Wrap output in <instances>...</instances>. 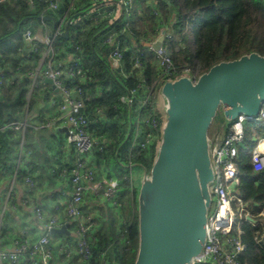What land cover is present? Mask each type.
Listing matches in <instances>:
<instances>
[{
    "label": "trees",
    "instance_id": "16d2710c",
    "mask_svg": "<svg viewBox=\"0 0 264 264\" xmlns=\"http://www.w3.org/2000/svg\"><path fill=\"white\" fill-rule=\"evenodd\" d=\"M50 1H0V69L4 73L0 84V179L12 174L20 146L21 152L30 151L25 150L29 125L20 144V135L8 124L29 117L36 90L29 72L33 64H37L45 45L32 41L35 49L31 48L23 32L28 28L33 34V25L50 23L43 21L42 15L57 17L65 13L68 20L84 10L87 15L80 23L75 21L67 25V38L54 36L52 60L59 68L77 62L75 74L72 77L63 74L61 78L68 87L79 84L83 100L81 113L88 117V130L92 137L105 144L101 150L96 145L92 154L97 163L94 179L103 177L99 176L103 170L109 175L106 167H111L118 187L113 199L105 198L108 210L103 217L106 218L99 221L93 216L87 220L92 224L84 239L91 255L85 258L79 253L78 235L73 231L76 227L70 224L74 236L69 228L64 232H48L53 255L50 264H57V258L60 261L62 257L65 260L59 264H100L102 260L106 264H132L138 240L133 175L138 165L150 169L160 139L163 120L156 109V93L167 79L181 75L197 77L218 61L252 51L264 54V0H129L127 5H122L119 17V12L113 15L117 0H61L56 9L49 7ZM24 18L27 20L23 21ZM162 28L170 34L161 43L172 62L170 71L159 66L154 50L145 45L156 39ZM109 34L113 40L106 43L104 40ZM116 44L121 52V66L113 68L109 55ZM64 53H74V59L63 65L56 64L55 57H63ZM136 60L141 62L140 67L135 66ZM148 90L147 105L139 107V100ZM127 94L132 100L131 132L121 145L130 125ZM137 116L141 120L138 126L134 121ZM151 119L156 122L157 129ZM214 119L221 124L222 113L216 114ZM261 137H264V130L257 124L246 127L237 158L239 183L235 192L253 216L264 206V168L254 170L250 160V151ZM73 162L53 172L69 180ZM120 162L137 166L125 168ZM19 172L14 173L15 177L21 174ZM28 175L32 177L27 172L24 178ZM31 191L27 190V194ZM85 198L86 194L83 201ZM82 213L84 217L89 216L83 208ZM255 219V225L245 218L239 220V238L244 245L238 255L239 264H264V237L258 239L264 232V219L257 216ZM3 222L2 216L0 237H10L11 242L22 241L21 235H12ZM28 236L32 242L29 230ZM29 256L28 248L22 250L18 262L3 264H31Z\"/></svg>",
    "mask_w": 264,
    "mask_h": 264
},
{
    "label": "water",
    "instance_id": "95a60500",
    "mask_svg": "<svg viewBox=\"0 0 264 264\" xmlns=\"http://www.w3.org/2000/svg\"><path fill=\"white\" fill-rule=\"evenodd\" d=\"M118 3L117 17L122 12ZM41 18L55 24L50 15ZM72 19L66 21L59 36L67 38V25ZM165 31L161 30L152 43L154 49L161 46ZM44 80L54 86L51 78ZM158 93L164 99L165 117L150 169L138 165V240L132 264H191L203 250L212 202L208 187L214 178L210 162L214 135L209 136L208 130L220 112L223 121L219 134L238 115L257 114L264 102V54L252 51L218 61L197 77L181 75L167 79ZM126 102L130 125L121 145L131 132L132 100L128 94ZM120 165L137 166L122 162ZM66 227H54L51 232H64Z\"/></svg>",
    "mask_w": 264,
    "mask_h": 264
},
{
    "label": "built area",
    "instance_id": "2783aa9c",
    "mask_svg": "<svg viewBox=\"0 0 264 264\" xmlns=\"http://www.w3.org/2000/svg\"><path fill=\"white\" fill-rule=\"evenodd\" d=\"M1 1V0H0ZM121 5H127L129 0H117ZM61 0H51L49 7L56 9ZM116 2L113 15H117L120 9L119 3ZM110 13V12H109ZM163 30V28L161 29ZM160 30V32H161ZM166 30V29H165ZM59 32V31H57ZM170 34L165 31L164 37ZM25 41L31 48L33 35L27 28L23 32ZM54 36H47L45 44L48 47L51 55H54V50L51 47ZM163 37V39H164ZM157 39V38H156ZM151 42H146L148 49L154 50L155 58L159 66L167 71L173 69L172 62L162 45L158 49H154ZM112 35L109 34L105 38L106 43H111ZM163 41V40H162ZM162 43V42H161ZM72 61L74 53H70ZM109 63L113 68L121 66V52L116 46L110 51ZM77 66L76 61L70 62L65 68H59L53 64V60L49 59L43 63L42 73L44 77L51 78L54 87H56L62 96V100L54 101L60 112L61 122H63L66 130V140L70 143L78 154V159L74 161L69 172V181L71 186V194L62 205L57 206V212L48 217L44 215L40 205L33 206L35 219L42 226V233L29 241L28 231L22 230L20 233L22 241L13 240L11 249L0 248V264L4 262L16 263L20 260L22 250L29 248V262L31 264H50L52 259V244L51 236L48 232L56 227L58 228V212L63 210L64 214L69 217V222L74 224L76 229L75 234L78 235V251L83 257L88 258L91 255L90 247L84 239L89 235L91 224L87 220L89 216L84 217L82 213V202L87 191L96 192L102 190L103 195L107 199H113L117 192L118 179L111 172L107 176L94 179V169L86 165L85 157L92 154L96 145L101 150L105 144L104 141L95 139L91 136L88 130V117L81 113L83 108L82 91L79 84L68 87L62 80L64 74L72 77L75 74ZM135 66L140 67L141 62L135 61ZM4 77L3 70L0 69V84ZM194 77V76H190ZM150 95L148 90L147 95L139 100V107L147 105L146 102ZM23 118L22 120L14 121L8 124V127L16 131L20 135V144L23 143L25 129L28 124ZM135 125L140 123V116L135 118ZM53 121L47 122L48 126L53 125ZM151 124L157 129V124L151 119ZM255 124H260L264 130V102L261 104L257 114L253 117H246L242 114L226 124L222 134H217L211 137L210 145V162L214 178L209 185L212 202L209 207L206 224V237L203 250L200 257L191 264H239L238 255L244 249V245L239 238L240 222L245 218L253 225L256 224V216L264 219V206L253 216L239 194L235 192L236 186L239 183V169L237 165L238 150L242 146L246 127H252ZM22 147L20 146V149ZM26 151L25 154H29ZM251 165L254 170L258 171L264 168V137L257 140L255 146L250 151ZM26 190H31L34 187V181L30 175L24 178ZM29 198H22V204L28 203ZM252 219V220H251ZM264 237V232L259 235V238ZM100 264H106L104 260Z\"/></svg>",
    "mask_w": 264,
    "mask_h": 264
},
{
    "label": "crops",
    "instance_id": "0c3cea01",
    "mask_svg": "<svg viewBox=\"0 0 264 264\" xmlns=\"http://www.w3.org/2000/svg\"><path fill=\"white\" fill-rule=\"evenodd\" d=\"M83 12L85 11L81 10L80 14L73 18L71 23L75 21L80 23L82 18L87 15ZM65 17V13H63L53 17L55 24L51 20H46L50 23L33 25V41L44 44L46 37L50 36V34L52 36L54 34L56 36L59 35L57 31L62 32L65 29L67 21ZM61 26H63V29L60 30ZM44 45L45 47L36 62L37 64H33V68L30 71L32 72V84L36 86V90L35 95L32 97V108H30L29 117H24L29 125L26 131L25 150H30L31 154L26 155L23 153L24 151L21 152L23 149L18 150V158H16L12 174L8 178L0 179V217L3 216L5 229L12 232V235L20 234L22 230L26 229L32 232V238L37 237L43 231L41 224L35 219L33 206L40 205L44 215L48 217L55 214L57 206L62 205L69 199L71 194L69 180L63 178L57 172H53V169L61 165L70 164L78 157L73 146L66 140V130L63 122H61L60 112L56 103L54 104V100L59 102L62 100L61 93L56 87L44 80L42 73L43 62L52 59L54 56L51 55L46 44ZM70 59V53H64L63 57L58 58L56 56L54 62L58 65H63ZM50 121L54 122L52 126L47 125V122ZM218 129H214V136L219 134L218 131L220 129ZM92 154L85 157V162L89 168L97 170V163ZM106 169L111 173V167H106ZM17 170L21 171L19 172L21 174L15 177L14 173ZM105 171L103 170L99 176H107ZM27 172L31 173L35 183L29 194H27L24 181V174ZM140 174L139 169L134 170L135 185L140 179ZM85 194L86 198L82 202L84 213L89 215L90 218L94 216L99 221L105 219L106 217L103 216H105L108 206L102 190H97L96 192L87 191ZM28 196V203L22 204L21 199ZM58 217L59 227L66 225V228H69V225L72 224L63 210L58 212ZM73 231L72 229L70 230L71 236H74ZM10 239V237L4 239L0 237V248L11 249ZM64 260L63 257L60 261L57 258L56 263H62Z\"/></svg>",
    "mask_w": 264,
    "mask_h": 264
},
{
    "label": "rangeland",
    "instance_id": "374dc122",
    "mask_svg": "<svg viewBox=\"0 0 264 264\" xmlns=\"http://www.w3.org/2000/svg\"><path fill=\"white\" fill-rule=\"evenodd\" d=\"M164 29V28H163ZM160 35V34H159ZM158 35V36H159ZM44 44H45V41H44ZM44 63V62H43ZM35 68V67H34ZM30 77H31V79H32V72H30ZM33 85V84H32ZM156 109H157V111H158V114H159V118L161 119V120H163L164 119V117H165V110H164V99L162 98V96L157 92L156 93ZM221 125H222V123H221ZM254 126V125H253ZM257 127L258 128H260V129H262V126L260 125V124H257ZM217 128H220V122H218L217 120H213V122H212V124L210 125V128H209V130H208V135L209 136H211V134L212 135H214L213 134V131H214V129H217ZM216 134V133H215Z\"/></svg>",
    "mask_w": 264,
    "mask_h": 264
}]
</instances>
